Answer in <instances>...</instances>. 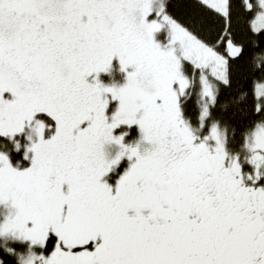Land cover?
<instances>
[{"label":"snow or ice","instance_id":"snow-or-ice-1","mask_svg":"<svg viewBox=\"0 0 264 264\" xmlns=\"http://www.w3.org/2000/svg\"><path fill=\"white\" fill-rule=\"evenodd\" d=\"M264 0H0V264H264Z\"/></svg>","mask_w":264,"mask_h":264},{"label":"rangeland","instance_id":"rangeland-1","mask_svg":"<svg viewBox=\"0 0 264 264\" xmlns=\"http://www.w3.org/2000/svg\"><path fill=\"white\" fill-rule=\"evenodd\" d=\"M255 27H264V15H259L255 20Z\"/></svg>","mask_w":264,"mask_h":264},{"label":"trees","instance_id":"trees-1","mask_svg":"<svg viewBox=\"0 0 264 264\" xmlns=\"http://www.w3.org/2000/svg\"><path fill=\"white\" fill-rule=\"evenodd\" d=\"M260 62H261V63H264V59H262Z\"/></svg>","mask_w":264,"mask_h":264}]
</instances>
